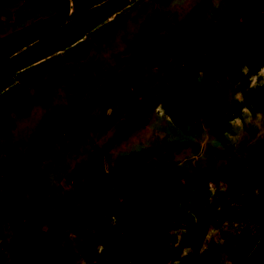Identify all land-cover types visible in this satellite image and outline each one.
Segmentation results:
<instances>
[{"label": "rangeland", "instance_id": "1", "mask_svg": "<svg viewBox=\"0 0 264 264\" xmlns=\"http://www.w3.org/2000/svg\"><path fill=\"white\" fill-rule=\"evenodd\" d=\"M245 1L0 0V264H264L235 197L264 176Z\"/></svg>", "mask_w": 264, "mask_h": 264}, {"label": "flooded vegetation", "instance_id": "2", "mask_svg": "<svg viewBox=\"0 0 264 264\" xmlns=\"http://www.w3.org/2000/svg\"><path fill=\"white\" fill-rule=\"evenodd\" d=\"M19 3L21 2H27L28 0H17ZM226 1V0H225ZM229 1V0H228ZM236 3L237 2H241V4L245 3V0H234ZM230 3L232 4V0H230ZM241 20H243L241 18ZM224 26H226L227 29H229L230 31V35H241L243 33V30L245 29L244 24L245 22H224ZM251 24H254L256 26L255 29L258 28H264L262 27V25L260 24V22H251ZM260 34L256 35L257 38L260 39V37L264 36V29L262 31H260ZM228 35H226L227 37ZM229 38V37H228ZM263 38V37H262ZM13 82H11L10 84H7V86L4 88L3 91L0 92V94H4V92L6 90H8L9 88H11L13 86ZM241 176L243 177V179H246L245 181L248 182V185L246 184L245 186H241L240 187V194L236 195V198H241L242 197V203L246 206V208H249L250 211L248 212L249 214L252 213L256 218V222L257 224L261 225L264 222V208L263 209H258V207L255 206L256 203L260 202L264 205V194L261 195L258 193V188L260 187L261 182H264V176H262V178L259 176V174L262 173L261 169H255L253 168V166H251V163H244V165L242 166L241 170H240ZM250 182V183H249ZM233 184V182L231 183ZM234 185V184H233ZM232 187V185H230ZM264 193V190L262 191ZM250 195L251 197H253V200L251 201L250 199ZM144 261H150V264H159L158 263V258L153 260L150 259L149 257L147 258L146 256L144 257Z\"/></svg>", "mask_w": 264, "mask_h": 264}]
</instances>
